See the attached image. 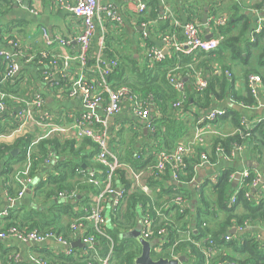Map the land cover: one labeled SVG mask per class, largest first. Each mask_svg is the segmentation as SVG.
I'll use <instances>...</instances> for the list:
<instances>
[{
  "label": "trees",
  "instance_id": "obj_1",
  "mask_svg": "<svg viewBox=\"0 0 264 264\" xmlns=\"http://www.w3.org/2000/svg\"><path fill=\"white\" fill-rule=\"evenodd\" d=\"M6 5H11L9 0H0ZM198 5V8L194 9L192 4ZM192 4L187 0L183 2L185 5L183 10L179 9L178 13H182L185 18V23L196 22L200 24V16L203 11V4L200 0H193ZM206 5L210 4L207 8V15L217 16V13H227L228 19L225 26L219 28L214 33L215 37L221 39L219 47L215 52L202 53L195 51L190 55H184L180 52H174L169 50L164 59L159 63H152L145 55L144 62L141 67L137 65L138 69L144 68L141 78L146 79V82L140 86L129 84L126 82L119 83L118 78L122 76L121 65L108 77L109 82H115L113 87L124 85L131 89L144 103L148 106H153L154 112L150 118V124L152 125L154 132L150 133L146 138L157 141L155 147H144L138 152L130 154L126 160L119 162L122 165L116 170L113 177V185L115 188H120L123 191V199L118 208L107 209V226H105V236L99 235L92 228V226L86 221H80L89 211L92 196L96 195L103 189L104 168L95 159L96 148L90 141L85 140L79 148L75 149L74 142L60 143V141L54 137L49 140L40 141L33 153L35 158L34 168L40 171L42 166H39L40 159H43L49 153H56L61 158L65 157V160L57 161V164L52 170L57 171V176L48 177L49 182L54 185L47 189L45 193L40 190L43 188L39 186L36 196L40 194L44 197H55L61 192H67L74 190L76 192V205L72 204L73 200L66 201L64 203L55 206V212L49 219H41V223L38 221L31 225H24L21 222H15L8 220L6 226L0 231H4L11 227L22 229L26 231H44L53 232L67 242L72 243L74 237L71 231V225L77 222H82L85 229V235L93 239L92 248L85 247V257L80 259H74L73 257L59 256L57 264H102L103 260H106V264H134V259L140 254V245L136 238L131 236L132 231L137 229L139 220L142 216L147 215L153 219V230L164 229L165 235L158 239H151L150 242L157 241L158 245L153 247L151 251V257L153 259L166 258L171 259L173 256H183L185 258V264H204L205 251L209 248L208 243L212 241L215 243V247L212 248V254L210 264H264V239L260 237H254L247 228H264V193L259 192L258 197L255 199L254 193H250L252 188V180L256 177L254 170H249V177L245 180L244 185L239 189L235 197V203L230 205V199L236 188L232 187L229 181V176L237 171V159H232L228 162V167L222 172L221 176L217 178L215 184H205L198 194L194 193L195 199H197V205L194 207H185L182 211L179 207L172 202L178 196L190 202L193 192L189 189L188 184L191 179L196 177L199 156L202 153H206L209 157V161L212 164H216L221 160L220 156L216 154L217 149L222 151V154L228 155L234 146L242 145L255 151L259 156L264 152V121H260L252 128H245L241 125V116L239 111L232 106L224 105L228 101L237 103V105L247 106L254 108L257 105L256 100L252 97L249 89L245 85V94L239 95L236 91V83L239 78L236 77L231 70L229 63L221 62L224 57H228L232 61H239L246 68V72L242 75V79L245 80L247 75L256 74L261 78L262 96L264 97V24L260 34L256 36L254 43H250L248 40V34L250 21L246 16L245 11H241L237 6L232 4H225L222 0H203ZM149 9L145 10L140 15L141 24H148L151 26V31L148 37H144L145 47L147 49L154 47L149 37L151 35L161 38L166 34H175L179 41L182 40V24L175 14L176 21L179 22V26L174 25L171 19L166 21L159 20L161 18V11L157 0H148ZM264 7V0L260 3H256L255 9H262ZM230 11L233 14H230ZM150 31V32H151ZM0 34H3L0 31ZM16 40V39H14ZM108 47V41L105 42L101 53L104 57H112V54L106 49ZM24 51L40 52L41 50H34L30 47H22ZM22 62V61H21ZM94 59L91 58L88 65L91 66ZM136 63V62H135ZM134 63V64H135ZM170 63H173L169 66ZM214 65L219 66L220 69L229 71L231 78L228 79L224 75H216L213 73L212 68ZM31 66V65H26ZM21 67H23L21 65ZM203 74L204 79L207 80V87L197 92L194 88L193 80L188 78V83H185V92L181 97L177 95L167 83V76L170 71L176 78L189 76L191 69ZM179 68V69H178ZM6 65L0 60V81L5 73ZM27 69H20L18 76L14 78V83L0 84V93L7 96H16L19 98L33 97V93L27 90L25 73ZM53 71V70H52ZM158 72V75L154 80L149 79L154 72ZM40 73V72H39ZM41 74V73H40ZM140 76V74H139ZM40 82L42 77L40 76ZM36 84V82H35ZM48 84V83H47ZM57 89L65 90L67 84L59 79L56 81ZM49 85V84H48ZM49 87V86H48ZM182 99V106L180 110L173 109L172 105L177 100ZM264 101V98H263ZM7 106H11V101L8 97L5 99ZM225 107V115L217 119L212 124L216 135H210V140L207 141V146L196 148L192 154L184 158L183 167L179 172L178 181L181 185L174 186L170 182V170L159 174L151 170L147 171L153 162L155 155L164 150H172L177 144L187 143L189 139H185V135L189 129L194 128L193 123L185 122L179 119L177 116L181 113L193 110L195 120L196 118H202L212 108L220 105ZM14 109H11L13 112ZM8 112V111H7ZM205 112V113H204ZM204 113V115H202ZM159 116H158V115ZM6 116V115H5ZM13 115H11L12 117ZM160 117V118H159ZM2 121V119H0ZM223 122L230 123L234 129V133L222 135L218 132L216 124ZM1 123V122H0ZM195 124V121H194ZM17 125L16 120H12L11 127L8 130L14 129ZM1 126V125H0ZM8 130H0L1 134L8 133ZM187 138V137H186ZM33 137L30 133H24L16 136L13 139V144L6 145L0 144V165L7 164V159L12 158L11 152L15 149L19 150L21 157V165L24 163L25 148L32 142ZM184 141V142H181ZM3 142V141H2ZM86 144H90L95 148L94 152L89 159H95L94 162H88L87 157L81 156V152L85 150ZM209 148V152L207 149ZM38 151L36 152V150ZM152 150V151H151ZM36 152V153H35ZM154 152V153H150ZM68 156L73 159L68 158ZM260 158V157H259ZM70 159V160H69ZM257 164L261 165V174L264 173V160L257 159ZM38 165V166H37ZM132 169L136 172H143L141 176V184L147 186L149 193H144L139 187H135L132 184L129 170ZM2 174L5 178L11 176V170L9 167L2 168ZM44 170H47L46 168ZM94 170L96 177L99 179V186H94L89 182L88 172ZM7 175V177H6ZM45 184L44 182L41 185ZM155 188H159V193H155ZM11 190V188L9 189ZM248 194V196H245ZM11 198V196H10ZM1 203V197H0ZM109 199L105 200V206L109 205ZM168 205L169 215H166V211L163 206ZM79 207L78 211H74L75 207ZM241 207V212L237 211V207ZM161 211L157 215V211ZM86 210V211H85ZM65 216L72 220L66 227L61 224V217ZM8 219V218H6ZM78 220V221H77ZM210 221L215 222V225H211ZM212 222V223H213ZM49 223V224H45ZM41 224V227L39 226ZM46 228V229H41ZM68 229L73 239H69L68 235L62 232ZM244 228L243 234L229 235L230 229ZM241 232V233H242ZM246 232V233H245ZM63 233V234H62ZM229 235L230 239L225 240V236ZM223 236V238H221ZM2 245H0L1 247ZM222 248H231L234 253L225 254L222 253ZM221 249V250H220ZM75 249H73V252ZM5 257L4 251L0 250V259ZM96 258V259H95ZM8 260V259H7ZM4 259L3 263L8 264ZM9 261V260H8ZM11 264V259L9 261ZM13 264V263H12Z\"/></svg>",
  "mask_w": 264,
  "mask_h": 264
},
{
  "label": "built area",
  "instance_id": "obj_2",
  "mask_svg": "<svg viewBox=\"0 0 264 264\" xmlns=\"http://www.w3.org/2000/svg\"><path fill=\"white\" fill-rule=\"evenodd\" d=\"M13 3L22 4V0H9ZM146 6L143 3H139L136 6V12L141 13L145 11ZM64 10L72 14L74 17L80 20L81 31L75 38V42L78 45L77 51L72 56L60 57V69H58V75L63 81L68 82V76L70 75L71 64L76 63L79 66L80 73L76 79H73L68 88L65 90H60L57 93L58 97L74 99L77 94L81 96V104L84 109V113L73 115L70 114L71 122L69 125L65 126L59 122L63 120L55 121L54 117L43 109V100L39 95H33V97L19 98L14 95L7 96L0 93V119L7 114L8 106L5 99L8 97L10 103L15 111V118L17 125L15 128L8 132L1 134L0 141L6 142L8 140H13L16 136L22 135L24 133H33L37 128H44V130L33 138L32 142L25 148L24 152V163L22 165L21 171L15 176V182L19 188L18 197L21 198L24 195V178L28 177L34 168L35 158H33L34 150L40 141L49 140L51 137H56L61 141H72L75 144H80L85 140L91 142L96 148L97 152L95 159L100 163L106 172L104 173L103 189L96 195L92 196V203L89 211H86V215L80 221L88 222L92 228L99 235L105 236L104 229L107 226V209L118 208L122 199L123 191L120 188H115L113 185V177L117 169L122 167L121 164L115 159V157L109 151V131L107 118L117 115L124 104H128L130 112L133 116L139 120L144 121L145 129L149 132H154L152 125L150 124V109L149 106L144 103L136 94H134L131 89L121 85L118 87H113L112 82L108 81V77L118 67L117 59L104 60L100 54L95 57L94 64L92 68L96 71L97 78L94 80H87L84 76L86 67H90L89 63V51L91 45V39L94 34L96 19H104L114 23L115 25L121 24V18L114 12L110 7H101L99 0H67L64 6ZM256 14V25L251 29L248 34V40L250 43H254L256 36L261 33L264 18L259 17L261 12L264 13V7L262 9H255ZM171 19L174 25L179 26V22L172 17L171 13L166 10L159 20L166 21ZM227 22V17L221 16H210L207 17L206 27L211 31V33L217 32V30L225 26ZM146 24H141L143 30L146 28ZM41 36L43 39V49L40 52H27L21 48L18 41L7 37L5 34H1V37L5 40L8 46V51L0 50V60L6 65L5 73L2 76L0 84L11 83L13 84L14 78L18 76L20 72L21 65H33L40 71V76L44 83L49 84L51 87L57 90L56 81H53V74L51 70L56 68L54 58L48 53V48L54 45H59L66 47L70 45L69 40H64L58 36H50L49 33L44 28H41ZM146 34V32H145ZM161 43L163 49H157L151 47L146 52V57L152 63H159L165 57V52L168 53L169 50L174 52H180L184 55H190L195 51H209L215 49V43H207L203 40L202 27L196 22L182 23V40L179 41L175 34H166L161 38ZM102 50V49H101ZM22 61V62H21ZM187 78L193 80L194 88L197 92L203 91L207 87V80L204 79L203 74L195 71L192 67ZM213 73L216 75H224L226 78H231V73L226 70H221L219 66L214 65L212 68ZM172 71L168 73L167 83L171 89L179 96H183L185 92V79L184 77L176 78L173 76ZM76 80V81H74ZM74 81V82H73ZM246 86L249 89L250 94L256 100L259 107V92L261 87V78L256 74L247 75ZM229 103L233 104L231 100ZM101 104H104L105 118L100 119L94 113L96 109ZM182 99L177 100L173 103L172 107L175 110H180L182 106ZM241 106V105H239ZM244 108V106H241ZM225 115V110L212 109L202 118H196L193 136L187 143L177 144L172 150L160 151L155 155L153 164L147 168V171L151 170L159 174L165 172L167 169L170 170V183L174 186H180L181 183L178 181L179 172L183 167L184 158L193 153V151L198 147L205 146L207 137L210 135H216L217 132L214 130V125L212 124L217 119ZM66 115H62L63 119ZM241 125L245 128H249V123L244 119L241 120ZM244 146L238 145L234 146L231 153L228 155L222 154L220 149H217L216 154H218L221 160L230 162L232 159L236 158L238 155H242ZM51 154L44 160L45 165H49ZM216 164H212L209 161V157L206 153H202L199 156L198 164L196 168L199 169L203 166L213 167ZM129 170V175L131 177L132 184L135 187H139L144 193H149L147 186L141 184V176L143 172H136L132 169ZM97 171H89L88 177L89 182L94 186H99L100 181L96 177ZM239 175V188L235 190L233 197L230 199V205L235 203V197L239 189L244 185L245 180L249 177V170L242 169L233 172L229 176V181H232L236 175ZM195 178L190 180L186 185L188 187L195 188L198 191L201 188L200 183L195 182ZM218 176H212L209 179L210 184H215L217 182ZM252 187L261 186L264 189V180H262L259 174L252 180ZM245 196H248L246 194ZM57 199L62 202L76 199V192L74 190L61 192L58 194ZM109 199L110 204L105 206V200ZM174 205L180 208L182 211L187 206V200L178 196L172 202ZM161 215V210L157 211V215ZM165 217V216H163ZM162 217V218H163ZM78 221V220H77ZM77 222L71 225V231L73 235L80 234L82 243L85 246L92 248L93 239L91 237L84 236L85 227L82 222ZM138 229L140 236L149 241L151 239H158L165 235L164 229L153 230V219L144 215L140 218ZM238 231H244V228L236 229ZM12 238L23 243L33 242V243H44L45 241H54L59 246L63 248L64 255H71L73 249L71 243L67 242L61 236L53 232L44 231H26L22 229H17L11 227L4 231H0V239ZM230 236H225V240L228 241ZM150 242V241H149ZM209 248L205 251V261L204 264H210L212 248L215 247V243L209 241ZM179 256H173L170 260H176ZM90 264V263H89ZM102 264H106V260L102 261ZM185 264V263H179ZM235 264V263H230Z\"/></svg>",
  "mask_w": 264,
  "mask_h": 264
},
{
  "label": "crops",
  "instance_id": "obj_3",
  "mask_svg": "<svg viewBox=\"0 0 264 264\" xmlns=\"http://www.w3.org/2000/svg\"><path fill=\"white\" fill-rule=\"evenodd\" d=\"M67 0H22V4H16L11 2V5H6L4 2L0 1V31H2L3 34H5L7 37H10L11 39H16L20 43V45L23 47H30L36 51L43 49V39L41 36V28H44L47 33H49L50 36H58L64 40H69L71 43L70 45L63 47L59 45H54L52 47L48 48V53L51 57L54 58L56 68L52 72L53 74V81H58L61 79L59 77L58 69H60V57H66V56H72L76 53L78 45L74 41L77 35L81 31V23L80 20L74 17L72 14L64 10V6L66 4ZM159 3L161 15L164 14L166 10H168L172 17L176 14L178 16V19L180 20L181 24L185 23V18L182 13H178L179 9L183 10L185 8V5H182L183 2H187V0H157ZM191 4L193 0H188ZM203 4H199L203 6V11L201 12V18H200V25L202 27V34H203V40L207 43H215V49L209 50V51H198V52H204L206 54L215 52L218 47L219 43L221 41L220 38L215 37L214 33H211L209 29L206 31L207 28L201 23V19L203 15H207V8L210 6V4L206 5L205 2ZM225 4H232L237 6L241 11H245L246 16L249 18L250 21V27L249 30L252 29L256 25V14L254 12L255 8L254 6L256 3H260L262 0H222ZM148 0H99V4L101 7H110L114 12L117 13V15L121 18V24L115 25L114 23L104 20V19H96L94 21L95 24V30L93 37L91 39V45H90V51H89V60L93 58L95 60V57H97L99 54L104 60H110V59H117L119 62V66L121 65L122 69V76L118 78L119 83H129L136 86H140L146 82V79L143 80L141 76L143 75L144 68L138 69L136 67L137 62L139 67H141L142 62H144L145 55L147 52V47H145V42L143 40L144 37H148L150 33H153L151 31V26L146 24L145 30L139 25L140 17H144L145 15H140L136 12V6L139 3H143L146 6L145 10L149 9L148 6ZM193 8H198V5H195L193 2L192 4ZM230 14H233V12L230 11ZM224 15L228 19L227 13L219 14L217 13V16ZM208 17V15H207ZM261 18H264V13L261 12V15L259 16ZM175 18V17H174ZM264 24V22H263ZM151 31V32H150ZM146 32V34H145ZM152 37H149L152 45L157 49H163V45L158 38L151 35ZM208 37V38H207ZM108 41V51L112 54V57H104L101 53V49H103L105 42ZM211 45V44H210ZM8 46L5 43V40L1 37L0 34V50L8 51ZM167 55V53H165ZM223 60L221 62H225L226 64L229 63L231 66V70L233 71L234 75L239 78V81L236 83V91H238L239 95L245 94V80L242 79V75L246 72V68L239 63V61H232L227 56H223ZM136 62V63H135ZM135 63V64H134ZM94 64V62H93ZM93 64L90 67H86L84 76L87 80H94L97 78L96 71H94V68H92ZM173 63H170L169 66H171ZM21 67L22 72L24 69L26 70L25 73V80L27 90L31 91L33 95H39L42 97L43 100V109L50 113L54 120L59 121L63 120V122H59L62 125H69L71 122L70 114L78 115L84 113V109L81 104V96L80 94H77V96L74 99H68V98H62L58 97L57 93L62 89H57L54 91V89L51 87V89L48 87L49 85L47 83L40 82V71L36 69L35 66H25L22 65ZM179 69V68H178ZM80 73L79 66L76 63L71 64L70 69V75L68 76V82H70L73 79H76L78 74ZM140 74V76H139ZM158 75V72H154L152 74V77L149 79L154 80L156 76ZM186 76L188 74H185ZM185 82L188 83L189 79L187 77H184ZM63 80V79H62ZM76 81V80H74ZM73 81V82H74ZM36 82V84H35ZM67 84V88L69 86L67 81H64ZM112 84L114 85L115 82L113 81ZM247 87V86H246ZM262 86L260 87L259 92V107L249 108L247 106H244L242 108L241 106L234 104L235 106H239L241 110L239 111V114L241 116V120L245 119L249 123V129L252 128L255 124L259 123L260 121H264V101L262 96ZM224 105L230 106L233 105L231 103L226 102ZM224 105H220L218 107H214L212 109H220L225 110ZM104 104H101L96 109H94L93 113L100 119L105 118V112H104ZM11 109H14L11 106H8V112L6 116L2 117V121H0V130H8V127H11L12 120L15 119V111L11 112ZM150 109V118L154 112V108L152 105L149 104ZM211 109V110H212ZM194 111L190 110L184 113L179 114L177 117L181 120H184L185 122L193 123L195 121ZM205 113V112H204ZM202 113V115H204ZM11 115H13L11 117ZM62 115H66L63 119H61ZM158 115V114H157ZM206 115V114H205ZM159 116V115H158ZM160 118V117H159ZM108 122V131H109V151L110 153L117 159V161L124 163H127V159L129 158L130 154L138 152V150H142L144 147L154 148L157 141H153L152 139L146 138V135H148V131L145 129V123L142 120H139L135 116H133L130 112L128 104H124L122 106L121 111L113 116L107 118ZM216 128H218V132L222 135L234 133L235 129L234 127L228 123L223 122L220 125L216 124ZM194 127V126H193ZM13 129H11L12 131ZM44 128H37L33 133H31V137L35 138L37 135H39ZM146 131V132H145ZM10 132V130H8ZM151 133V132H150ZM193 136V128L189 129L188 133L185 135L186 140L189 138H192ZM187 137V138H186ZM210 137H207V141L210 140ZM54 138V137H51ZM44 141V140H43ZM60 143L65 142H72V141H61ZM207 141L205 143V146H207ZM184 142V141H181ZM5 143L6 145H12L13 140H8ZM84 143V141L82 142ZM80 143V145L82 144ZM37 147V146H36ZM157 147V145H156ZM79 148V144L75 146V149ZM17 152L15 155H12V158L7 159V164H1L0 165V197H1V203H0V230L6 226V222L8 220L15 221V222H21V224L24 225H31L34 224V222L38 221L41 223V219H49L55 212V206H58L62 202L59 199H56L55 197H47L44 198L41 194L39 196H36L35 193H37V189L39 186H42L43 188L40 190V193L43 191L45 193L47 189L54 187L53 184L49 182H45L48 180V177L50 175H53L51 177L57 176V171H53L52 168L57 164V161L59 160H65L64 158L60 159V156L58 157L56 153L52 152L50 158L49 165H45L44 160L48 157L49 154L43 157V159H40V163H38L39 166H42L40 171L37 170V168H33L32 172L29 174L28 177L24 178V195L19 198L18 197V191L19 188L15 182V176L18 174V172L21 171L22 165H21V157L19 155V150L15 149ZM95 148L91 146L90 144H86L85 150L81 152V156L87 157L88 162H94L95 159H89L88 156L94 152ZM154 150V149H153ZM14 151V150H13ZM12 151V152H13ZM38 149L36 150V152ZM152 151V150H151ZM35 152V153H36ZM207 152H209V148L207 149ZM154 153V152H150ZM95 157V156H94ZM237 170H254V174H259L264 180V173L261 174V165L257 164V159H263L264 160V152L261 156L257 154L255 151H252L251 149H247V147L243 148L242 155L237 156ZM260 157V158H259ZM68 158L73 159L71 156ZM69 159V160H70ZM228 162L224 160H219L215 166L213 167H207L203 166L199 169H197L195 182L201 184V188L205 184H210L209 179L212 176H218L220 177L222 172L225 171V169L228 167ZM37 165V166H38ZM3 167H9L11 170V176L9 175V178H5L3 176L2 171ZM47 170H44V169ZM91 171V170H89ZM7 177V175H6ZM235 178L230 181L233 187V182ZM44 182L45 184L41 185V183ZM170 183V182H169ZM11 188V190H9ZM200 188V189H201ZM239 188V184L236 185V190ZM189 189L193 192L191 195V201L187 203L186 207H194V205H197V199H195L194 193L198 194V191L195 190V188L189 187ZM252 189L255 190L254 198L256 199L258 197L259 192L264 193V189L261 186L252 187L250 190V193L252 194ZM155 193H159V188H155ZM11 196V198H10ZM74 201V200H73ZM74 206L76 203H73ZM163 208L166 211V215H169L168 212L169 206L165 205ZM79 207H75L74 211H78ZM161 210V209H160ZM241 207H237V211L241 212ZM164 212V210H161ZM107 216V215H106ZM8 218V219H6ZM140 221V220H139ZM9 222V221H8ZM72 222L68 217L62 216L61 217V224L62 226H65ZM210 221V224L213 226L215 225V222ZM49 224V223H45ZM108 224V223H107ZM41 227V224H39ZM46 229V228H41ZM138 229V227H137ZM236 230V228H234ZM231 230V229H230ZM229 230V232H230ZM247 231L250 232L254 237H260L261 239H264V236L261 233H264V228H247ZM259 231V232H258ZM65 232L68 235V238L73 239L71 245L75 242H82L80 238V234L72 235L70 232H68V229L62 231ZM242 231L236 230V234H243ZM62 233V234H63ZM246 233V232H245ZM229 235H231L229 233ZM226 235V236H229ZM232 236V235H231ZM223 238V236L221 237ZM0 250L2 249L4 251L5 257L3 259H0V262L3 263L4 259H8L11 264H57L58 257L61 255H64L63 248L59 246L54 241H45L44 243H23L16 239L12 238H6V239H0ZM72 247V246H71ZM74 248V247H72ZM75 251L70 255L74 259H80L82 257H85V251L82 248L75 247ZM221 250V249H220ZM222 253L225 254H232L234 251L231 248H222ZM67 256V255H64ZM69 256V255H68ZM180 257V256H179ZM183 257V256H182ZM96 259V258H95ZM185 259V258H184ZM7 260V263L9 264V261Z\"/></svg>",
  "mask_w": 264,
  "mask_h": 264
},
{
  "label": "water",
  "instance_id": "obj_4",
  "mask_svg": "<svg viewBox=\"0 0 264 264\" xmlns=\"http://www.w3.org/2000/svg\"><path fill=\"white\" fill-rule=\"evenodd\" d=\"M201 23L206 26V23H207V15H203L202 19H201ZM206 31L208 30V28L205 29ZM208 38V37H207ZM166 53V52H165ZM232 106L234 109H236L237 111H240L241 108L239 106H235V105H230ZM146 132V131H145ZM16 150H14L13 152H11L12 155H15L16 154ZM239 175L237 174L235 176V180L233 182V188H236V185L239 181ZM252 193L255 192L254 189H252L251 191ZM3 197V196H1ZM79 199V197H77L73 203H76V201ZM259 232V231H258ZM260 234H262L264 236V233H261L259 232ZM230 234L231 235H234L236 234V230L233 228L230 230ZM131 236L136 238L139 245H140V254L139 256H137L135 259H134V264H179V263H184L185 262V259L184 257L180 256L178 257V259L176 260H170V259H166V258H159V259H153L151 257V251L153 249V247H155L156 245H158L157 242H149L145 239H143L141 236H140V232H139V229H135L134 231H132L131 233ZM72 247H78V248H82L84 249L86 246L84 243L78 241V242H75L71 245Z\"/></svg>",
  "mask_w": 264,
  "mask_h": 264
},
{
  "label": "rangeland",
  "instance_id": "obj_5",
  "mask_svg": "<svg viewBox=\"0 0 264 264\" xmlns=\"http://www.w3.org/2000/svg\"><path fill=\"white\" fill-rule=\"evenodd\" d=\"M154 242H157V241H153V243H154Z\"/></svg>",
  "mask_w": 264,
  "mask_h": 264
}]
</instances>
